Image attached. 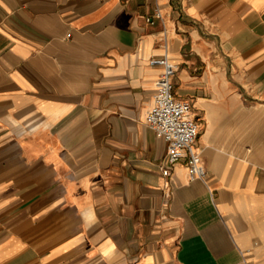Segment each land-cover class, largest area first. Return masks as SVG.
I'll return each mask as SVG.
<instances>
[{"label":"crops","instance_id":"0c3cea01","mask_svg":"<svg viewBox=\"0 0 264 264\" xmlns=\"http://www.w3.org/2000/svg\"><path fill=\"white\" fill-rule=\"evenodd\" d=\"M163 54L205 177L162 172ZM0 264H264V0H0Z\"/></svg>","mask_w":264,"mask_h":264},{"label":"built area","instance_id":"2783aa9c","mask_svg":"<svg viewBox=\"0 0 264 264\" xmlns=\"http://www.w3.org/2000/svg\"><path fill=\"white\" fill-rule=\"evenodd\" d=\"M155 14L162 16L159 8ZM146 18L154 20L152 15ZM150 62L163 66L148 115L149 124L167 142L162 172L170 175L174 165L186 158L190 176L205 177L207 169L201 152L196 148L200 122L195 116L192 102L175 93L173 77L177 68L167 54L151 57Z\"/></svg>","mask_w":264,"mask_h":264}]
</instances>
